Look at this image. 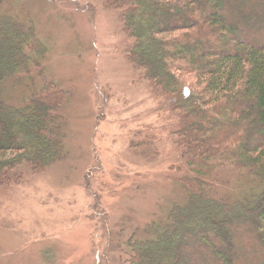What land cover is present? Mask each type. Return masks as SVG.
Segmentation results:
<instances>
[{
  "label": "trees",
  "instance_id": "16d2710c",
  "mask_svg": "<svg viewBox=\"0 0 264 264\" xmlns=\"http://www.w3.org/2000/svg\"><path fill=\"white\" fill-rule=\"evenodd\" d=\"M227 1H105L134 40L130 65L174 115V150L189 170L176 179L184 200L131 242L130 264H264V26L241 20L257 0ZM17 16L0 12V185L21 167L41 172L65 157L68 94L45 77L48 49ZM33 71L41 89L6 102L7 81ZM224 167L245 180L240 191L220 189Z\"/></svg>",
  "mask_w": 264,
  "mask_h": 264
},
{
  "label": "rangeland",
  "instance_id": "374dc122",
  "mask_svg": "<svg viewBox=\"0 0 264 264\" xmlns=\"http://www.w3.org/2000/svg\"><path fill=\"white\" fill-rule=\"evenodd\" d=\"M105 1L0 6L33 23L48 49L44 75L68 94L65 157L41 172L21 167L0 185V264H130L133 241L184 200L176 179L189 170L174 150V115L130 65L134 40ZM255 5L242 14L248 28L264 26V0ZM41 87L34 71L21 74L7 81L3 98L21 105ZM215 178L227 193L245 181L230 167Z\"/></svg>",
  "mask_w": 264,
  "mask_h": 264
}]
</instances>
